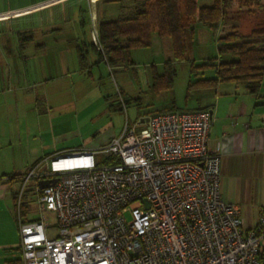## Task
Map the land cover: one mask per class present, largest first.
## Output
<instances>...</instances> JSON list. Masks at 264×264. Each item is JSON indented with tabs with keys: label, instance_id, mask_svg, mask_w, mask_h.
<instances>
[{
	"label": "built area",
	"instance_id": "built-area-1",
	"mask_svg": "<svg viewBox=\"0 0 264 264\" xmlns=\"http://www.w3.org/2000/svg\"><path fill=\"white\" fill-rule=\"evenodd\" d=\"M91 34L97 42V26ZM148 117L102 148L43 158L29 171L39 217L20 224L24 264H260L264 214L245 228L223 197L212 111ZM105 154L116 159L100 164Z\"/></svg>",
	"mask_w": 264,
	"mask_h": 264
},
{
	"label": "crops",
	"instance_id": "crops-1",
	"mask_svg": "<svg viewBox=\"0 0 264 264\" xmlns=\"http://www.w3.org/2000/svg\"><path fill=\"white\" fill-rule=\"evenodd\" d=\"M131 6L118 0H0V264L23 258L20 224L36 219L8 207V183H24L43 158L86 149L77 142L51 146L41 141L67 137L55 133L57 115L73 114L72 98L81 100L89 88L101 98L93 67L102 58L90 57V50L103 52V47L100 36L96 42L91 32ZM23 32L30 39L25 47ZM155 41L172 55L167 39ZM24 70L31 74L27 79ZM220 85L227 86L219 89L217 100H223L203 102L197 109L212 111L209 145L221 153L223 197L240 207L244 226L249 220L251 228L264 213V87L255 98L243 86ZM16 193L10 194L13 200Z\"/></svg>",
	"mask_w": 264,
	"mask_h": 264
},
{
	"label": "rangeland",
	"instance_id": "rangeland-1",
	"mask_svg": "<svg viewBox=\"0 0 264 264\" xmlns=\"http://www.w3.org/2000/svg\"><path fill=\"white\" fill-rule=\"evenodd\" d=\"M201 5H212L213 0H200ZM239 13L236 9L226 18L222 25L212 28L197 20L192 24L193 39L188 45V52L183 61H177L169 64L168 61L173 58V54L166 50L164 46L156 43L149 48L135 49L130 52L131 63L128 66L106 67L104 59L98 62L99 66L93 67V74L97 81L99 80L98 90L102 92L101 98L97 95V89L87 90L85 97L81 100L72 98L70 105L73 114L67 115L66 118H58L59 126L56 127V135H66V138H52L45 136L41 141L52 145L62 143H80L86 149L102 148L106 146L111 139L119 137L127 125L133 126L138 124L143 116L153 114L156 111L174 110V109H197L202 107L203 102L209 104L219 103L217 100L226 85H218L213 90H203L197 85V81L203 78H211L215 71L208 68L204 74L193 73V67L202 70L199 67L208 63H218L220 60L218 39L221 35L227 33L233 25L239 23ZM151 28L153 32L157 29V17L155 9H152ZM28 33H21V43L23 47L30 40L27 38ZM157 40V37H154ZM14 39L13 41H15ZM102 57V54L96 49L90 50V57ZM230 56H225L222 60H229ZM108 65V64H107ZM173 66L176 75L171 88H160L157 86L153 74L156 72L163 75L165 67ZM29 74L23 71V77L27 79ZM190 83H195L190 86ZM222 86V87H220ZM222 88V92L219 90ZM219 91V92H218ZM218 92V94H217ZM221 92V93H220ZM98 97V98H96ZM78 106V111H76ZM58 112H56L57 114ZM62 119V120H61ZM66 123V124H65ZM142 125H138L141 128ZM87 145V146H86ZM84 147V148H85ZM24 153V151H23ZM29 151H25V155ZM105 154L103 157L98 155L97 159L101 160L100 164H106ZM8 190L7 205L15 210V204L11 193L22 192L23 204L28 206L24 211V217H39V206L37 203V194L35 180L24 183H14ZM19 202V201H18ZM21 202V203H22ZM51 225L57 223L56 213L48 212ZM244 217L247 219L245 213ZM253 226V225H252ZM245 227H250L249 220H246ZM20 230V229H19ZM57 234L56 226L49 229L48 235Z\"/></svg>",
	"mask_w": 264,
	"mask_h": 264
},
{
	"label": "trees",
	"instance_id": "trees-1",
	"mask_svg": "<svg viewBox=\"0 0 264 264\" xmlns=\"http://www.w3.org/2000/svg\"><path fill=\"white\" fill-rule=\"evenodd\" d=\"M118 1L132 4L130 11L115 21L103 22L99 26L102 60L112 68L128 66L131 63L130 52L151 47L154 34L171 43L173 58L168 61L169 64L183 61L193 39L192 24L195 21L215 29L220 24L224 29L226 18L236 9L239 23L218 39L219 62L204 64L199 67L202 70L193 67L192 72L203 75V70L208 68L215 71L213 77L196 82L203 90H213L222 83H233L243 86L247 94L259 97L264 87V0H213L212 5H201L200 0ZM152 9L156 11V32L151 28ZM225 56L231 59L223 61ZM175 75L176 70L170 65L165 67L163 75L155 72L153 78L158 87L166 89L172 87ZM194 84L190 83V86ZM165 111L171 110L159 112ZM105 158L108 163L116 159L113 156ZM23 196L21 194L20 203V192L14 197L15 209L20 216H24L25 209H28L22 202ZM259 256L260 264H264V247ZM7 264H24V259L8 261Z\"/></svg>",
	"mask_w": 264,
	"mask_h": 264
},
{
	"label": "water",
	"instance_id": "water-1",
	"mask_svg": "<svg viewBox=\"0 0 264 264\" xmlns=\"http://www.w3.org/2000/svg\"><path fill=\"white\" fill-rule=\"evenodd\" d=\"M148 120H149V117L143 118L140 121L143 124V123L147 122ZM56 182H57L56 178L55 179H50V180H42V181L39 182V187L41 189H45V188L49 187L50 185L55 184Z\"/></svg>",
	"mask_w": 264,
	"mask_h": 264
}]
</instances>
